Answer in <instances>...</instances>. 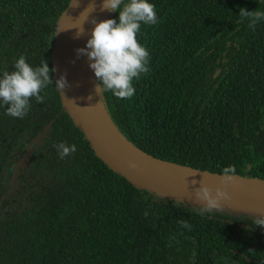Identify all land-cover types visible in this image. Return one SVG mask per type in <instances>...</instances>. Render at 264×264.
Here are the masks:
<instances>
[{"label": "trees", "instance_id": "obj_1", "mask_svg": "<svg viewBox=\"0 0 264 264\" xmlns=\"http://www.w3.org/2000/svg\"><path fill=\"white\" fill-rule=\"evenodd\" d=\"M68 2L0 0V76L21 55L52 69ZM149 2L158 23H142L138 40L150 71L133 80L130 99L97 93L108 118L151 156L210 173L234 165L236 175L264 182V20L252 30L239 16L264 11V0ZM51 76L44 101L33 97L23 118L0 101V264H264V228L253 222L262 214L200 215L203 204L176 207L179 199L113 171L73 125ZM61 143L77 150L61 158Z\"/></svg>", "mask_w": 264, "mask_h": 264}, {"label": "clouds", "instance_id": "obj_2", "mask_svg": "<svg viewBox=\"0 0 264 264\" xmlns=\"http://www.w3.org/2000/svg\"><path fill=\"white\" fill-rule=\"evenodd\" d=\"M91 9V11H89ZM95 5L90 4L85 12L91 13ZM118 12L117 19H105L97 22L91 20L94 28L91 37L87 40L84 48L76 49L77 58L86 55L90 61L89 67L93 70L95 77L100 82L95 91L101 96L102 93L111 92L119 99H130L135 94L133 80H138L142 74L150 71L149 50L138 40L141 24L155 25L158 23L156 7L149 0H102L101 11ZM87 15V17H88ZM241 20L248 22L252 30L260 21L264 20V11H248L240 8ZM85 18V20L87 19ZM83 25V24H82ZM78 29L75 38L84 34L83 26ZM59 31L56 32V34ZM55 34V35H56ZM14 71L3 72L0 76V101L6 106V113L14 118H23L30 109V100L34 97L36 102L42 103L45 99L41 92L53 84L51 73L54 69L49 68L44 59L39 66L30 65L26 58L21 55L14 63ZM55 87L63 95L64 89L68 87L64 75L55 81ZM91 99V97H89ZM61 158L75 153L76 145H57ZM134 161L128 162L130 169L137 168ZM236 167L229 165L223 169L221 184L227 185L235 181ZM196 200L202 202L199 208L200 215L208 212H216L222 209L221 201L230 199L227 191L221 187L213 190L206 184L201 183L195 188ZM183 205L182 200L174 201V206ZM255 226L264 228V214L253 220ZM181 227L190 230L191 225L184 220L178 221Z\"/></svg>", "mask_w": 264, "mask_h": 264}, {"label": "water", "instance_id": "obj_3", "mask_svg": "<svg viewBox=\"0 0 264 264\" xmlns=\"http://www.w3.org/2000/svg\"><path fill=\"white\" fill-rule=\"evenodd\" d=\"M97 0H69L60 15L51 46V65L54 81L64 75L68 87L63 95L57 90L64 111L73 125L83 133L96 155L113 171L125 176L135 184H140L163 195L183 201L202 204L196 200L195 188L201 183L215 190L221 187L230 199L222 200V207L264 214V182L236 176L235 181L221 184V173H210L196 167L182 166L176 162L151 156L130 143L108 118L96 93L100 108L91 104L82 90L75 67L76 33L87 12L81 15ZM90 10V9H89ZM59 31L57 34L56 32ZM56 34V35H55ZM95 80V74H94ZM96 85V82H95ZM37 133L27 144L21 159L14 164V173L23 158L49 129ZM134 161L135 169L128 167Z\"/></svg>", "mask_w": 264, "mask_h": 264}, {"label": "bare ground", "instance_id": "obj_4", "mask_svg": "<svg viewBox=\"0 0 264 264\" xmlns=\"http://www.w3.org/2000/svg\"><path fill=\"white\" fill-rule=\"evenodd\" d=\"M101 4L102 0H97L94 4L95 10L89 13V15L87 13L88 17L86 15L87 19H84L82 23V26L84 28V34L77 38L75 47V67L77 70L76 72L79 78L80 86L84 91L85 95L87 96L88 100L91 102V104L99 108L101 105L99 104L96 97L94 72L89 67L90 61L86 55H81L79 58H77L76 49L84 48L86 46L87 40L91 37V33L94 28V24L91 23V20L93 18H95L97 22L105 20L108 11H101ZM89 11H91V9ZM89 97H91V99H89Z\"/></svg>", "mask_w": 264, "mask_h": 264}, {"label": "rangeland", "instance_id": "obj_5", "mask_svg": "<svg viewBox=\"0 0 264 264\" xmlns=\"http://www.w3.org/2000/svg\"><path fill=\"white\" fill-rule=\"evenodd\" d=\"M108 13V12H107ZM106 18V17H105Z\"/></svg>", "mask_w": 264, "mask_h": 264}]
</instances>
